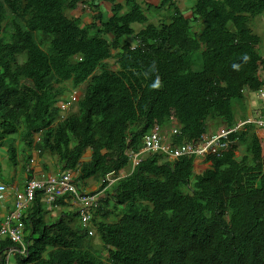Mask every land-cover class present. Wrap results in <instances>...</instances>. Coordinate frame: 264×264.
<instances>
[{
    "label": "trees",
    "instance_id": "16d2710c",
    "mask_svg": "<svg viewBox=\"0 0 264 264\" xmlns=\"http://www.w3.org/2000/svg\"><path fill=\"white\" fill-rule=\"evenodd\" d=\"M103 1L109 14L81 26L67 11L80 4L94 11L92 0H0V144L16 134L31 146L39 133L40 150L75 170L79 184L92 178L100 189L108 173L118 176L129 164L124 150H138L154 123L172 116L181 130L174 139H195L215 117L232 126L231 101L264 87L260 38L249 26L264 0H195L191 17L174 0H160L174 11L159 25L145 14L153 7L145 0ZM157 78L158 89L151 86ZM66 82L82 92L77 110L59 121ZM231 137L239 154L212 157L200 174L191 157L168 162L149 154L105 188L93 211L105 257L74 224L78 212L47 220L37 191L21 217L26 253L14 255L16 264H264L261 140L251 123ZM87 149L90 159L81 160ZM9 150L15 164L12 143ZM62 198L52 205H64ZM11 246L8 237L0 241V264Z\"/></svg>",
    "mask_w": 264,
    "mask_h": 264
},
{
    "label": "clouds",
    "instance_id": "9594fccd",
    "mask_svg": "<svg viewBox=\"0 0 264 264\" xmlns=\"http://www.w3.org/2000/svg\"><path fill=\"white\" fill-rule=\"evenodd\" d=\"M91 1V0H90ZM93 1V3H95V4H98V6H97V8L94 10L95 11V13H94V11H92L93 12V14L91 15V18H92V16H94V15H97L98 13H101V15L103 16V17H106L108 14H109V7H108V11H99V2H101V3H106L107 4V2H105V1H103V0H99V1H97V0H92ZM119 1V0H118ZM195 1V0H194ZM193 1V2H194ZM119 2H123V0L122 1H119ZM95 4H92V5H95ZM174 4L176 5V0H174ZM193 4V3H192ZM160 5V4H159ZM159 5L158 6H154V8H157L156 10H158V11H161V10H164L163 11V13L164 14H161V15H164L165 16V18H164V20L166 19L167 20V18H168V16L171 14V13H173V6H170L169 8H165V7H159ZM110 6V5H109ZM83 7H84V4H83ZM86 7H88L89 9H91V7L90 6H87L86 5ZM153 8V7H152ZM151 8V9H152ZM191 9V8H190ZM92 10V9H91ZM90 10V11H91ZM146 10H150V9H146ZM165 10H167V14L168 15H166V12H165ZM191 15H192V12H191V10H190V15L189 16H186V17H191ZM184 16V15H183ZM149 19V18H148ZM165 20V21H166ZM200 21H201V19H198L197 20V22H195V23H193L192 24V26L194 27V25L196 24V23H199V25H200ZM88 22V21H87ZM86 22V23H87ZM89 22H90V20H89ZM162 22V21H161ZM161 22H159V23H157V24H155V25H159ZM84 25V24H83ZM199 29V28H198ZM135 30V29H134ZM139 30V29H138ZM138 30H135V31H138ZM194 30H197V29H194ZM262 55V54H261ZM263 57V56H262ZM263 68L261 69V73H263ZM65 84V83H64ZM153 88H156V89H158V88H160L161 87V82H160V80H159V78H157L156 79V81L151 85ZM79 88V87H78ZM71 89H73L67 96H64V94L61 96V98L56 102V105H57V107H58V118L56 119V120H59V121H62V120H64L65 119V117L70 113V112H73L70 108L71 107H73L75 104H76V102L79 100V98H80V92H78V94H77V89L76 88H71ZM244 90H248V91H250L249 89H243V91H242V95H243V92H244ZM260 91H264V87H262V88H259V89H257L256 91H250V92H253L254 94H255V99H256V101H257V105L256 106H254L252 109H251V111H250V113L247 115V117H245L244 119H240V120H235V122H234V124L232 125V126H230V127H227L226 125H225V123L223 122V120L221 119V118H219V117H215L213 120H207L206 121V123H205V126H206V128H205V131L204 132H201L199 135H198V137L197 138H195V139H190V140H185V139H181V140H179V139H174L175 137H178L179 136V134H180V127L178 126V123H177V121H176V119L174 118V117H170L169 118V121H168V123L167 124H163L162 126H160L159 124H156V123H154L153 125H151L148 129H147V131L142 135V144H141V146H140V148L138 149V150H133L131 147H129V146H127V148L124 150L125 152V154L126 155H128V158H129V169L124 173V170H121V172H120V174L118 175V176H115L113 173H108L107 175H106V177H105V179H106V181H107V184H106V186H105V188H109V186L110 185H112V183L116 180V179H118V178H120V177H123V176H125V175H127V174H129L132 170H133V168L137 165V164H139L140 162H141V160L146 156V155H149V154H156L157 156H160V159L162 160V161H173V160H175V159H177V158H179V157H182V156H186V157H191V158H193V162L194 161H196V162H198V163H200L201 165H202V169L200 170V171H194L193 170V172L195 173V174H200L202 171H204L206 168H208L210 165H211V158L212 157H216V156H206V157H204V158H202V157H196V156H193V155H181V156H178V157H176V158H173V159H166V155L164 154V152L163 151H161V149H158V150H148V149H145V138L146 137H148V136H151L152 134H156L158 137H159V139H160V142L163 144H168V145H171V146H176V145H178V144H181V143H184V142H191V141H193V140H196V139H198L199 138V136L201 135V134H204V133H213L214 131H215V129H216V127H217V122H220V124L221 125H223L225 128H234L239 122H242V121H245V120H247L248 118H250L252 115H253V113H254V111H256V110H260L261 112H262V114L264 115V98H262V97H259V92ZM261 103V104H260ZM260 104V105H259ZM76 107H77V105H76ZM234 107V106H233ZM76 110H77V108H76ZM65 112H67L66 114H65ZM248 123H251V124H253V126H254V128L256 129V128H264V126H258V125H256V124H254V123H252V122H248ZM248 123H244V124H242V125H240L239 127H237V128H235L234 130H232L229 134H228V138L232 141V148L230 149V150H228V151H225V152H223L219 157H221L222 155H224L225 153H227V152H230V151H232V152H235L236 154H237V152H239L238 150H236V148H235V139H233L232 137H231V133L232 132H234V131H236V130H239V129H241L244 125H246V124H248ZM213 126V127H212ZM210 127H212L213 129H211V130H208V128H210ZM16 134H14V135H11V136H9V137H7V138H5L4 139V141H3V143L5 142V140H7L8 138H11V141L9 142V144L10 143H12V144H15V145H13L14 146V148H15V152H16V158H17V162L15 163V164H11L10 162H9V156H8V154H9V152H8V147H9V144H8V147H7V149H6V157H7V161L9 162V164H11V165H14V166H16L17 164H18V162L21 160V161H23V167H24V174H25V176H26V181H25V184H24V186L21 188V189H19V190H16L15 191V193H14V201H13V205H12V207H11V209H10V211L8 212V214L5 216V218L12 212V211H14L15 209H16V200H17V194L18 193H23L24 192V190H25V188H26V186H28V184H29V182H30V180H32V179H38V180H40V179H42L47 173H51V174H54V175H59V176H61V175H63V174H66V173H70V174H72V177H73V182H74V184L77 186V188H78V190L80 191V192H85V193H87L88 195H90V196H93L94 198H95V204L94 205H91L90 206V213H91V222H92V227H88V226H85V227H83L82 225H81V223H80V211H79V209H78V207H77V205L76 204H74V203H72V201H71V198L68 196V195H63V196H59V197H63L62 199H63V201L65 202V204L64 205H52L53 203H54V201L56 200V199H58L59 197H57V198H55L53 201H47V199H46V197H45V194H44V191L41 189V188H35V190H34V194H33V197L30 199V200H28L26 203H24V206H23V208L20 210V212H21V215H20V218H19V221H21L22 222V220H21V217L23 216V213H25L26 212V209L27 208H29L30 206H31V204H32V202H33V199H34V196H35V193L37 192V191H39L41 194H42V201H43V203H44V206H45V208L46 209H48V210H50L52 207H54V206H62V209H63V207L66 205V204H69V205H71L72 206V209L71 210H67V211H63V213H69L70 211H76V212H78V219H77V223H79L80 224V226L83 228V229H87V233H88V231H89V229H91L92 230V233L91 234H89V235H93L94 234V231H95V229H94V223H93V211L96 209V207L99 205V203H100V200H99V196L104 192V189L105 188H99V186H100V182H98V181H96L97 183H98V188L97 187H95L94 189H86L87 188V185L90 183V182H93V181H95L94 179H88L87 180V182H86V184L85 185H81V184H79V182L77 181V177H76V171L75 170H73V169H62L61 167V163L58 161V157H57V155H55V154H52L51 152H49L48 150H46V149H44V150H40V148H38L37 147V144H40V142H41V139H40V136H39V133H36V134H34L33 135V139L31 140V146H29V145H27L23 140H21V137L19 136V135H16ZM17 139H19V141L21 142H23V146H22V151H20L19 149H18V147H17V143H16V141H17ZM3 143H1L0 144V146L3 144ZM261 149H262V154H263V147H262V144H261ZM90 155H91V150L90 149H87L86 151H85V153L81 156V160H89L90 159ZM134 156H135V158L136 159H138V162L137 163H134L133 162V158H134ZM218 158V157H217ZM36 164H41V167H37V165ZM0 184H2L3 185V187H4V189H3V191L2 192H0V200L3 198V195H4V193L6 192V190H7V185L6 184H4V183H2L1 181H0ZM76 209V210H75ZM62 213V214H63ZM51 216V214H49V211H48V213L47 214H45V218L47 219V220H49L50 217ZM57 217V216H56ZM55 217V218H56ZM4 218V219H5ZM55 218H53V219H55ZM53 219H50V220H53ZM2 222V221H1ZM0 222V223H1ZM22 225H23V227H22V231L24 232V224H23V222H22ZM22 232V233H23ZM23 235H24V233H23ZM7 237V236H6ZM5 238V237H4ZM4 238H2L1 240H3ZM9 238V237H8ZM0 240V241H1ZM24 241V240H23ZM13 243V242H12ZM13 245H14V243H13ZM10 248V247H9ZM9 248L6 250V252H5V264H8V262H9V259H10V257L11 256H13V258H14V255L16 254V253H13V254H11V253H9ZM15 260V259H14ZM16 262V261H15ZM14 264H16V263H14Z\"/></svg>",
    "mask_w": 264,
    "mask_h": 264
},
{
    "label": "built area",
    "instance_id": "2783aa9c",
    "mask_svg": "<svg viewBox=\"0 0 264 264\" xmlns=\"http://www.w3.org/2000/svg\"><path fill=\"white\" fill-rule=\"evenodd\" d=\"M259 97L264 98V91L259 92ZM252 122L258 126H264V115L260 110L254 111L253 115L245 121L239 122L234 128H225L220 122L213 133H204L198 139L191 142H184L176 146L162 144L156 134L145 138V149L158 150L164 152L166 159H173L181 155H193L196 157L216 156L219 157L223 152L232 148V141L228 134L244 123ZM137 163L138 159L133 158ZM35 188H41L44 191L47 201H53L55 198L68 195L72 203L76 204L80 211V223L83 227H92L90 206L95 204V198L85 192H80L73 182L72 174L66 173L61 176L47 173L42 179L30 180L23 193L17 194L16 209L12 211L0 223V240L4 237L14 243L9 248V253H26V245L23 241L22 222L19 221L24 203L33 197ZM4 189L0 184V192ZM89 234L92 230L89 229Z\"/></svg>",
    "mask_w": 264,
    "mask_h": 264
},
{
    "label": "crops",
    "instance_id": "0c3cea01",
    "mask_svg": "<svg viewBox=\"0 0 264 264\" xmlns=\"http://www.w3.org/2000/svg\"><path fill=\"white\" fill-rule=\"evenodd\" d=\"M122 1V0H119ZM148 4H152L154 6H158L160 4V0H145ZM191 0H176V7L181 11V13L184 15V17L190 15V8L192 6ZM152 8L153 11L158 12L156 10L157 8ZM109 4L107 3H100L99 4V11H108ZM91 13V11H90ZM95 13V11H94ZM93 14V12H92ZM91 14V15H92ZM166 15H168L166 13ZM87 21L91 20V18L88 20V17H85ZM255 94L253 92H250L248 90H244L242 99H233L231 102L234 106V119L240 120L247 117V115L250 113L251 109L254 107L252 105L253 102H256V105L258 104L255 99ZM261 104V103H260ZM259 104V105H260ZM213 127V126H212ZM212 127L208 128V130L213 129ZM256 134L261 140V144H264V128H256L255 129ZM11 141V138H8L5 140V142L0 146V181L7 185V190L3 195V198L0 200V222L4 220L5 216L10 211L13 201H14V193L16 190L21 189L26 181V176L24 174V167H23V161H19L16 166L9 164L6 157V149L8 147L9 142ZM17 145H19L20 141L17 139L16 141ZM239 154V152H238ZM37 167H41V164H36ZM202 165L196 161L193 162V170L194 171H200L202 169ZM98 186V183L96 181L90 182L87 185L86 189H94ZM62 206H54L49 210V214L51 216L50 219L55 218L56 216L63 213ZM52 217V215H54ZM13 263H16L13 258Z\"/></svg>",
    "mask_w": 264,
    "mask_h": 264
},
{
    "label": "rangeland",
    "instance_id": "374dc122",
    "mask_svg": "<svg viewBox=\"0 0 264 264\" xmlns=\"http://www.w3.org/2000/svg\"><path fill=\"white\" fill-rule=\"evenodd\" d=\"M99 1V0H97ZM194 0H191V2H193ZM101 3V2H99ZM90 10L88 7H83V4H80V6L78 8H76L75 10H71V11H67V14L68 15H71V16H77L81 19V26L83 24H85L87 22V19H85V17H88V20L91 18V14H92V10H91V13H90ZM164 10H161V11H153L152 9L150 10H145V14L147 15V17L149 18V21L152 22V23H159L161 21L164 20L165 16L164 15H161V14H164L163 13ZM106 12V11H105ZM165 12L167 13V10H165ZM131 26L135 29V30H138L140 28L143 27L142 24H139V23H132ZM249 26L251 28V30L256 33L260 40H259V45H258V50H259V53L262 54V56L264 57V11L254 17H251L250 20H249ZM200 27L199 23H196L193 27V30L194 29H197ZM112 61V60H111ZM112 63V62H111ZM114 66V65H113ZM86 84V83H85ZM65 85L67 86V90L65 91V94L64 96H67L73 89L70 88V83L69 82H66ZM77 90V94L78 92H82V89L80 88H76ZM253 106H256V102H253L252 103ZM76 104L71 107L70 109L72 111H76ZM67 112H65L66 114ZM16 136V135H15ZM15 145V144H13ZM22 146H23V142L21 141L19 143V145H17L18 149L20 151H22ZM262 147H263V155H264V144H262ZM1 152V151H0ZM12 152V150H9V153ZM238 154V152H237ZM129 169V165H127L123 170H124V173ZM98 188V187H97ZM112 202V201H111ZM107 210H113V203H111L110 205L106 206ZM72 209V206L69 205V204H66L64 207H63V210L64 211H67V210H71ZM76 210V209H75ZM54 215H52V217H54ZM118 218V215L116 216L115 215H111L107 218L108 221H116V219ZM74 224L77 223L76 220H74ZM91 246L92 248L95 250V252L98 254H100L101 256L105 257L106 256V252L103 248V245L100 241V239L98 238V236H94L91 238ZM13 256L10 257L9 259V262L8 264H14L13 263Z\"/></svg>",
    "mask_w": 264,
    "mask_h": 264
}]
</instances>
